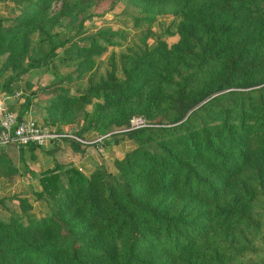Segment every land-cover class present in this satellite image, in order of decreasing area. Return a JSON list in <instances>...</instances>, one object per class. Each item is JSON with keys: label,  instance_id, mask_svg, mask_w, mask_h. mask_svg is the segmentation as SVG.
Masks as SVG:
<instances>
[{"label": "trees", "instance_id": "1", "mask_svg": "<svg viewBox=\"0 0 264 264\" xmlns=\"http://www.w3.org/2000/svg\"><path fill=\"white\" fill-rule=\"evenodd\" d=\"M9 1L12 16H0V93L20 90L19 119L41 92L50 122H69L94 98L101 102L84 122L101 123L104 110L140 98L115 125L132 114L157 125L124 132L130 147L113 160L116 176L59 163L27 170L38 185L32 201L46 209L35 217L27 198L12 196L19 210L0 218V264H264V0H128L142 21L167 10L173 21L148 29L143 50L129 53L126 40L121 75L88 76L83 92L59 83L70 74L35 89L22 77L41 67L57 77L53 59L84 70L107 46L124 44L122 29L108 25L76 39L102 0ZM53 2L60 5L50 11ZM79 6L72 34L51 31ZM35 41L47 50L34 53ZM25 148L32 157L35 146ZM16 172L0 149V175Z\"/></svg>", "mask_w": 264, "mask_h": 264}, {"label": "rangeland", "instance_id": "2", "mask_svg": "<svg viewBox=\"0 0 264 264\" xmlns=\"http://www.w3.org/2000/svg\"><path fill=\"white\" fill-rule=\"evenodd\" d=\"M59 2H53L50 6V11H54L59 8ZM90 12L92 15L88 18H86L83 21L82 24V30L76 37V39L81 38L84 35H87L94 31L99 26L108 25L111 27L112 30H115L116 28H121V34H123L122 40H125L124 44L121 45H113V46H107L106 50L103 51L101 54H99L97 57L94 58V61L91 65H88L84 70L75 69V62H72L69 65H62L57 62V59H53V64L58 69V76L53 77V75L45 70L44 67L39 68V72L31 73L30 75L24 74L22 78L28 77L32 83V89H35L36 86H47V84L53 83L50 86L58 83L56 80L58 77L64 78L65 75L70 74V77L64 78L62 81H59V83L63 86H65L68 90H74L76 92H83L87 87V78L89 77H98V75L103 74L106 71L114 70L115 73L118 75H121V64L122 60L120 59L121 53L124 51L127 42L129 43V53L132 51L137 52L139 50H143L146 45H149L151 43V39L147 36V30H159V26L164 27L167 24H171L173 21V13L169 10L158 12L154 14V20L152 22L141 20L142 11H140L139 5H134L133 2H130L128 0H115L113 4L110 5L108 0H102L97 4L90 5ZM83 6L77 7L73 12H79ZM166 8H170V5H166ZM172 8V6H171ZM83 10V9H82ZM78 16H75L73 19H68L69 24L65 25L62 23V27H53L51 31H55V33L59 36L67 35L75 31V28L77 26V23L82 15L81 13H78ZM66 18V17H65ZM64 19V18H63ZM66 21V19H64ZM136 22V24H135ZM75 39V40H76ZM127 40V42H126ZM165 44L168 46L171 43H174L178 40V35L175 34L173 36L165 37L164 39ZM82 41H78V44H80ZM33 44H36L37 47H33L35 51H45L47 50V44L41 43L40 41H35ZM36 48V50H35ZM57 52H61V48L56 49ZM37 56H39V53L37 52ZM70 56H73L70 54ZM72 60V59H70ZM116 69V70H115ZM60 75V76H59ZM70 78V79H69ZM22 82V79L20 80ZM16 93V94H15ZM217 94V93H216ZM215 95V94H214ZM49 95L43 94L41 92H38V95L33 97L32 99V106L30 109H28L25 112V116L29 115L33 119H35L39 123L43 124H50L52 126H55L58 129H66V131L74 134L76 137H78L80 140L83 141H91V140H97L99 138V141H96L94 143H83L79 142V148L82 150L81 152L77 153L79 156L78 158H75L74 161H72L68 155L65 154V148L60 147V142L56 145L57 147L53 148L51 155H54L53 159L50 160L49 158H46L47 156H41L42 161L40 164H43V167L47 165L51 166L53 165V161L55 163L63 164V165H73L76 164L79 168V172L82 175H88L92 170L98 168L103 170L106 173L112 174L114 176L117 175L116 168L113 165L114 159H120L123 157V152H119L116 149L125 150V145L128 139L124 136V132L127 131V127L130 126L129 123L136 122L145 124L146 126H155L157 125L155 123L154 119H148L143 117L139 114H132L129 116V121L127 125H119L116 126L114 120L119 118V113L122 108H128L132 110L133 108L138 107V104L140 103V98H134L133 100H129L121 107H111L108 110H104L101 115V123L100 120H98L96 123L91 119L89 124L86 125L84 121L87 119L84 118V113H89V118H91V113L93 111V108L95 104L98 102L100 103V99H91L90 101L82 103V105L79 107L77 106L73 110L75 112H72L70 116V121L66 122L64 124H59L56 121L50 122L51 119H46L44 116L46 114L45 109L43 106H45L46 99ZM19 99H23L20 90H16L12 94L11 97H9V102L6 103V106L8 107V110H11V107L13 106L14 102H18ZM51 117V116H49ZM80 135H79V134ZM70 138H63L62 141L69 142ZM70 140H73L72 138ZM75 141V140H73ZM110 147L109 152H104L103 148ZM130 147V146H129ZM127 150V149H126ZM10 154L15 156V150H11L9 148ZM26 155V154H25ZM91 156L93 158H91ZM34 160L30 159L28 164L33 167L36 171L38 169L37 166L32 165L31 162ZM24 181V179H23ZM32 203V211L35 212V217L42 216V213L46 209V204L43 201L36 200ZM40 211V212H39ZM39 237V234L36 235ZM248 262H253V260H248ZM239 264H245V261H240Z\"/></svg>", "mask_w": 264, "mask_h": 264}, {"label": "crops", "instance_id": "3", "mask_svg": "<svg viewBox=\"0 0 264 264\" xmlns=\"http://www.w3.org/2000/svg\"><path fill=\"white\" fill-rule=\"evenodd\" d=\"M11 8H12V3L9 0H0V16H12L11 14ZM9 95H6L5 93H0V103L3 108L8 110V107L6 106V103L9 102ZM22 101V99H19L18 102H14L13 106L11 107V110L9 111H14L17 113V107L18 104ZM31 106L29 107V109ZM25 115L21 118H23ZM60 142V147L65 148V154L68 155V157L74 161L75 158H78V154L76 152L72 151L71 148L68 145V142L59 140L55 142L52 147L49 148H41L35 146V149L33 150V156L30 157L29 152L25 147L23 148H18L13 145H0V149L5 153L9 161L11 162V165L14 166L17 169L16 173L11 174L10 177H5L3 175H0V218H5L10 211H18V202L17 199L12 197H25L27 200L30 202L32 201V190H35L38 188L37 185V180L34 176L30 175L27 170H32L33 172L37 173L40 170H43L47 167H51L46 164L45 167H43V164H40L42 161V157L46 155V158H49L50 160L53 159L54 155H51L54 151L52 149L57 147L56 145ZM9 148L11 150H15V156L10 154ZM129 148V143L128 141L126 142L125 145V150ZM110 147H105L103 148L104 152H109ZM117 151L124 152V150H120L119 148L116 149ZM78 153V152H77ZM26 154V155H25ZM34 160L31 162L32 165L37 166L38 169L37 171L31 167L28 162L30 159ZM91 158H93L91 156ZM55 161H53V164ZM74 166L77 167L76 164H73ZM24 179V181H23Z\"/></svg>", "mask_w": 264, "mask_h": 264}, {"label": "built area", "instance_id": "4", "mask_svg": "<svg viewBox=\"0 0 264 264\" xmlns=\"http://www.w3.org/2000/svg\"><path fill=\"white\" fill-rule=\"evenodd\" d=\"M135 123H129L130 126L127 127V130L146 126ZM63 138H72L83 143H94L100 140L99 138L91 141L80 140L66 129H58L50 124L39 123L29 115L19 119L17 113L3 108L0 103V145L26 147L32 144L41 148H49Z\"/></svg>", "mask_w": 264, "mask_h": 264}]
</instances>
